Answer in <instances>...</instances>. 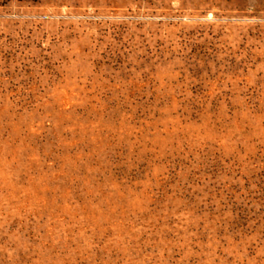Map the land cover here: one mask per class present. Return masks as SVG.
<instances>
[{
  "label": "rangeland",
  "instance_id": "1",
  "mask_svg": "<svg viewBox=\"0 0 264 264\" xmlns=\"http://www.w3.org/2000/svg\"><path fill=\"white\" fill-rule=\"evenodd\" d=\"M0 264H264V0H0Z\"/></svg>",
  "mask_w": 264,
  "mask_h": 264
}]
</instances>
